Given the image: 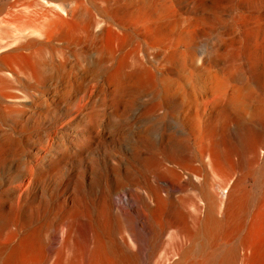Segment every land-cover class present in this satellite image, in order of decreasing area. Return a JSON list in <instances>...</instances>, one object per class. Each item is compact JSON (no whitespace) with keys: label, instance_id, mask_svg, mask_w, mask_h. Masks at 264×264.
<instances>
[{"label":"rangeland","instance_id":"rangeland-1","mask_svg":"<svg viewBox=\"0 0 264 264\" xmlns=\"http://www.w3.org/2000/svg\"><path fill=\"white\" fill-rule=\"evenodd\" d=\"M15 1L0 0V264H92L105 244L131 258L117 264H173L170 211L210 201L264 241V0ZM80 3L86 22L54 5ZM57 16L68 36H39ZM28 39L41 72L11 73Z\"/></svg>","mask_w":264,"mask_h":264},{"label":"bare ground","instance_id":"bare-ground-1","mask_svg":"<svg viewBox=\"0 0 264 264\" xmlns=\"http://www.w3.org/2000/svg\"><path fill=\"white\" fill-rule=\"evenodd\" d=\"M42 1L47 5L50 4L49 1H46V0H42ZM150 1H154V0H150ZM20 2H22V0H16L13 3V6H15L16 4ZM39 4H42V3H39ZM54 5L60 10V12H62L66 16L77 18V20H81L79 17H77V13L79 15L80 12L85 11V13L90 15L89 9L83 3H80L78 6H76L74 10L68 9V7L66 6H61L57 4H54ZM48 11H52V10L49 9ZM29 18H30V15H29ZM88 20H89V16L87 15L81 21L86 22ZM43 22H44L43 30L39 31V36L43 37L44 39L52 37L57 32H58L57 34L61 37L68 36V29L70 26V21L64 16H57L56 18L47 17V19H45ZM28 32H29L28 28H18L19 37L24 36ZM35 41H36L35 39H28L26 40L25 43H23L20 47L16 49V52H14L15 54H13L12 56V60H10V62L7 64L11 73H16V70L30 71L32 75L38 73L39 67H40L39 60H36V58H34V56L31 54L24 55L20 53V50L33 46ZM137 44L139 43L137 42ZM137 54L138 52H136V55ZM3 58L0 57V60ZM40 72L41 71H39V73ZM259 83L261 84V86H263L264 80H260ZM235 92L237 93V95L235 94L232 95L231 100L233 101L232 102L233 104L234 103L238 104L242 102L240 101L241 90L236 89ZM228 99L230 98H227V101ZM242 107L240 106V108L238 107L237 108L241 109ZM255 111L257 112L256 108L249 106V104L245 105L244 108L241 109V112L239 114L240 123H244L245 125H251V122L247 120L246 116L248 114L255 115ZM261 146L262 144H258L256 148H259ZM251 151H253L252 146L248 147L246 145V147L242 149L241 153L246 154ZM201 162L202 163L200 167L198 168V170H200V172H202L201 170L207 171L208 164L210 163L202 159H201ZM210 166L212 169H214L212 163L210 164ZM177 169L173 167L172 172L180 180L182 179V175L178 171L180 169L178 170ZM206 177L204 178L206 179ZM263 177H264V174H263ZM240 181L241 180L238 179V181L233 185V191L236 188H239ZM203 182H205L203 184H206L205 180ZM246 198L247 197H245V199ZM155 199H156L155 201L159 205L163 203L162 197L157 196L155 197ZM219 212H220V204H218L215 201L208 202V204L206 205L204 209L203 217H201V214H200L201 211L199 214L198 213L181 214L175 210L170 211L169 215L170 217H172L173 221L182 225V228H181L182 243L178 248L179 257L173 264H242L243 260L246 257L248 258V261H245V264H264V241H262L256 247H253L251 243L250 235L245 230L243 221H239L238 218L235 219V214L233 212V207L231 204H228V206L225 208V211H224L225 219L224 220H220L218 218ZM238 233L241 234L240 238L238 239L236 243L232 245V247L228 251H226L225 253H222L219 257L214 256L210 252V249L218 245H226L229 242L227 240L230 239L231 237H236ZM249 251H250V256H248ZM94 254L96 256V259H95V263H92V264H117L119 263V261L122 263H125L126 261H131V258L128 257V255L125 256L122 253H118L115 249H113L111 245H106V244L100 245L94 251ZM44 259H45L44 264H46L50 260L49 256H45Z\"/></svg>","mask_w":264,"mask_h":264}]
</instances>
